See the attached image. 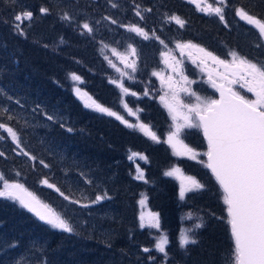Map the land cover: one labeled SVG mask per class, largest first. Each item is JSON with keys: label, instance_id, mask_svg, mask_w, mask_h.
<instances>
[{"label": "trees", "instance_id": "trees-1", "mask_svg": "<svg viewBox=\"0 0 264 264\" xmlns=\"http://www.w3.org/2000/svg\"><path fill=\"white\" fill-rule=\"evenodd\" d=\"M27 7L33 19L24 22L22 36L12 20ZM41 7L49 13L41 14ZM219 7L223 21L190 0H0V108L8 109L0 112V123L13 128L20 140L17 145L0 129V173L10 183L23 184L75 227L73 233L53 229L18 202L0 198V264H232L234 240L223 190L204 163L180 157L166 142L171 116L150 92L157 77L145 48L156 49L157 57L191 42L222 60H232L236 52L264 63V41L237 14L244 9L264 21V0H224ZM65 14L72 20L61 19ZM85 22L91 34L82 28ZM132 26L143 28L149 38L130 31ZM127 40L137 48L131 59L138 65L120 82L112 50L122 53ZM188 65L190 74L197 75L195 65ZM72 74L81 81H73ZM207 86L199 82L194 88L201 92ZM76 87L136 127L87 107ZM184 139L191 148H206L199 128L186 130ZM138 168L144 179H136ZM174 168L204 188L181 199L180 181L165 175ZM44 179L82 203L104 193L110 199L83 208L64 200ZM149 212L158 214V229L140 226L141 215ZM195 224L203 226L195 229ZM185 230L198 240L187 253L179 247ZM164 235L167 257L154 248ZM145 247L152 251L144 252Z\"/></svg>", "mask_w": 264, "mask_h": 264}, {"label": "snow or ice", "instance_id": "snow-or-ice-1", "mask_svg": "<svg viewBox=\"0 0 264 264\" xmlns=\"http://www.w3.org/2000/svg\"><path fill=\"white\" fill-rule=\"evenodd\" d=\"M190 2L197 4L199 7L198 0H190ZM214 2H218L221 5L224 4V0H214ZM112 6L117 7L115 3ZM201 10L203 11L204 9ZM146 11H151V9H146ZM213 11L219 16L221 21L224 20L222 7H216ZM39 12L46 15L49 13V8L41 7ZM237 14L247 23L254 25L258 29L259 35L264 37V21L250 15L244 9H240ZM136 15L140 16L141 13L137 11ZM32 19L33 12L30 10L15 14L12 20L13 30L18 35L26 36L23 27L24 22L28 21L30 23ZM61 19L71 21L72 17L65 14ZM141 19H143L142 16ZM170 19L183 26L184 21L179 17L172 16ZM111 22L113 24L117 23L116 20ZM121 27H124V25H121ZM82 28L89 34L93 32V28L87 22L82 24ZM129 30L138 33L145 39L149 38L148 33L143 28L132 26ZM61 42L63 41L61 40ZM257 46L259 47V45ZM177 47L181 49L195 48L200 53H203L205 58L211 59L223 68V72L218 73L220 83L213 80L211 75L209 76L212 86L220 92V98L204 99L196 95L188 87L194 81H189L186 76H183L182 72L179 73L180 81H183L182 84L172 77L165 80L161 76V83L166 84L169 91L161 96L160 100L172 114L173 121L178 119L183 121V123L175 124V131L168 135L166 142L172 146L177 155H188L192 159H196L194 150L179 137L185 128L195 127L203 131V135L207 139L208 151L204 153L207 156V161H201V163H204L211 170L223 189V201L227 205L228 223L230 224L231 236L234 240L232 264H264V63L253 62L246 57L238 55L236 52L231 53L232 60L230 62L222 60L191 42L178 44ZM112 51L116 53L115 49ZM132 55H135V49H132ZM165 62L167 63V60ZM176 63L179 64V61ZM201 63H204V60H201ZM126 66L132 68L133 71L136 67L135 62ZM170 66L173 72L178 71L176 66ZM153 74L160 75V73ZM71 79L73 81H81V77L75 74H72ZM235 84H240L241 88H246L247 92L255 96V99H247L240 92L235 91L232 87ZM124 91L128 92V89L124 88ZM75 92L81 99H85L87 107L94 108L101 113H107L108 116H114L130 128L136 127L123 120V117L116 112L96 103L91 97H88L86 92H82L79 87L75 88ZM180 92L195 96L196 102L185 104L179 98ZM169 93H171L170 97ZM0 94H3V89H0ZM132 95L136 94L132 93ZM0 112L7 113L8 109L0 108ZM44 115L49 121L54 119L52 115L47 113H44ZM8 119H13V117L8 116ZM138 127L149 135L151 139L158 141L156 134L147 125L140 124ZM0 129L7 132L17 145L20 144L18 134L13 128L0 123ZM67 131L71 132L72 129L68 128ZM0 139H3V136H0ZM22 154L29 155L27 152ZM3 155L4 153L0 152V156ZM132 155L136 156L139 154L133 153ZM129 158L131 159L132 157L130 156ZM31 159L35 160L36 157L32 156ZM141 159L146 160L147 157H141ZM40 163L44 164L43 161H40ZM44 166L48 167L47 164H44ZM137 172L136 179H144V174L139 168ZM165 175L179 176L181 178L179 191L181 199H184L186 192L204 188V185L195 178L183 176L179 168H174L166 172ZM0 181L3 182L2 188H0V198L18 202L22 208L33 213L39 220L50 225L53 229L66 233L75 232V227L68 219L40 201L23 184L8 182L2 173H0ZM42 183L54 189L64 200L83 208H89L92 204L110 199L107 193H104L103 195L95 196L88 203H82L81 200L72 199L71 196L65 195L60 188L53 183H49L47 179H44ZM87 183L90 184L92 181L87 180ZM140 203L143 204L144 200H141ZM140 220L141 227H144L145 223L152 228L158 229L160 227L158 214H150L147 221L142 214ZM202 226V224H195L194 228L199 229ZM168 242L167 236L164 235L154 245L155 250L164 254L165 257L168 255L166 251ZM196 244H198V240L194 236L189 235V230H185L180 234L179 247L185 253H187L190 245ZM14 246L10 245V247ZM143 251L147 253L152 251V249L145 247ZM149 259L153 258L149 257Z\"/></svg>", "mask_w": 264, "mask_h": 264}, {"label": "rangeland", "instance_id": "rangeland-1", "mask_svg": "<svg viewBox=\"0 0 264 264\" xmlns=\"http://www.w3.org/2000/svg\"><path fill=\"white\" fill-rule=\"evenodd\" d=\"M198 4H199V7L198 6L197 7L199 9H204V10H209V11H213L216 7L222 6L218 2H214V0H198ZM28 9H29L28 7L24 8L23 11L28 10ZM251 26L253 28H256L254 25H251ZM252 32L258 40H260L262 42L264 41V37H261L259 35L258 29L257 30L253 29ZM132 42L136 45L135 41L133 40V37H132ZM124 44H125L124 50L122 51V53H119L117 51H116V53H113L117 57V61L119 62L118 65L116 63H114L113 66L116 69L117 74L119 75V81L120 82L126 80L128 78V74L132 73V71H133L132 68H129L126 65L129 63H132V62H135V65L137 64V62L135 60L131 59L132 49H135V51H136L137 45H136V47L131 48V45L129 47V44H131V43L128 40ZM145 48H147L146 50H147V54H148V59H150V63L153 66L155 73H160L159 76L155 75L157 77V79L154 80V82L156 84L155 87H150V92L154 97H157L160 100V97L165 95V93L169 91L167 88V85L161 83V76L164 77L165 80H167L169 77H172L174 80L180 81L179 73L182 72L183 76H186L189 81H194V83H191L190 85H188V87H190V89L192 91H194L196 93V95H198L204 99H218L219 98L218 91L216 88H214L212 86V83L209 80V76L211 75L213 80H216V82L220 83L221 81L218 77V73L223 72V68H221L219 65L214 63L211 59L205 58L203 53H200L195 48H191V49L190 48H184V49L178 48V50H176V51H169L167 53L162 52L159 56L155 57L154 54L156 53V49L151 48V47H145ZM201 48H203V47H201ZM119 54H121V55H119ZM166 60H167V63L165 62ZM201 60H204V63H201ZM177 61H179V64L176 63ZM230 61L231 60H229V62ZM188 63H192L193 65H195L194 69H195V72L197 75H191L190 74L189 69H188L190 66L188 65ZM170 65L176 66L178 71L173 72L172 67ZM135 69H137V66L135 67ZM180 82H181V84L183 83V81H180ZM199 82L205 83L208 85L207 87H204L203 89H201V92L196 91L194 88L195 84H197ZM232 87L235 91L240 92V94L244 95L247 99H255V96L252 93L247 92L246 88H241L240 84H235ZM170 96H171V93H169V97ZM179 98L185 104H193L196 102L195 96H189L188 94H186L184 92L179 93ZM83 100L85 102V99H83ZM89 102H91V101H89ZM168 114H169V116H171V124H170L171 129L168 133V135H169L171 132L175 131V124L176 123H183V121L180 119H178L177 121H173L172 114L169 112V110H168ZM193 128H195V127H193ZM193 128H185L181 132L179 138L181 140H183L185 144H187V141H186V139H184V133L186 132V130H190ZM195 129H198V128H195ZM192 149L196 153V159H194V160L205 161V162L207 161V156L204 155V153H206L208 151L207 142H206V148L203 147L202 149H200V148H197L194 146V147H192ZM185 156L191 158L188 155H185ZM180 157H183V156L180 155ZM183 176L187 177L186 173H183ZM176 177L180 181V185H181V178L179 176H176ZM44 204H46V203H44ZM50 208L55 211L53 206L52 207L50 206ZM150 214H154V213L149 212L148 214H145L144 215L145 219H148Z\"/></svg>", "mask_w": 264, "mask_h": 264}, {"label": "water", "instance_id": "water-1", "mask_svg": "<svg viewBox=\"0 0 264 264\" xmlns=\"http://www.w3.org/2000/svg\"><path fill=\"white\" fill-rule=\"evenodd\" d=\"M217 83H218V82H217ZM217 91H218V90H217ZM218 95H219V98H220V92H219V91H218ZM219 98H218V99H219ZM204 138H206V137L204 136ZM210 171H211V170H210Z\"/></svg>", "mask_w": 264, "mask_h": 264}, {"label": "bare ground", "instance_id": "bare-ground-1", "mask_svg": "<svg viewBox=\"0 0 264 264\" xmlns=\"http://www.w3.org/2000/svg\"><path fill=\"white\" fill-rule=\"evenodd\" d=\"M45 224V223H44ZM49 227H51V226H49Z\"/></svg>", "mask_w": 264, "mask_h": 264}]
</instances>
